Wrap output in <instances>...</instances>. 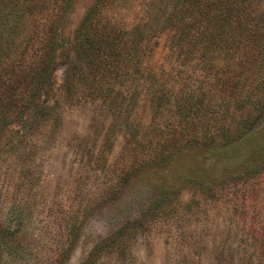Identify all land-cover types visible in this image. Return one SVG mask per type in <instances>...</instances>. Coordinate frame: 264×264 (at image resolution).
Wrapping results in <instances>:
<instances>
[{
  "label": "rangeland",
  "instance_id": "374dc122",
  "mask_svg": "<svg viewBox=\"0 0 264 264\" xmlns=\"http://www.w3.org/2000/svg\"><path fill=\"white\" fill-rule=\"evenodd\" d=\"M98 247L264 264V0H0V264Z\"/></svg>",
  "mask_w": 264,
  "mask_h": 264
},
{
  "label": "trees",
  "instance_id": "16d2710c",
  "mask_svg": "<svg viewBox=\"0 0 264 264\" xmlns=\"http://www.w3.org/2000/svg\"><path fill=\"white\" fill-rule=\"evenodd\" d=\"M2 4L5 5L6 3H3L2 2ZM18 4H20V3H18V2H10L9 3V5L13 6V9H10L9 10V12L11 14V22H12V24H11V26L10 25L8 26L7 24L4 25V26H2L1 28H2V30L4 32L7 31V30H9L10 28H11V30L17 29L16 26L18 24V20H17V16H16L17 13L15 11L18 10V6H17ZM20 5L21 6L19 8H22V4H20ZM1 12H2V10H1ZM2 15L4 16V13H2ZM91 20H92V18L90 16L86 15L84 17V19H83V23H85V24L87 23L88 24V22H91ZM94 41L96 43L95 44V47L97 48L96 52L98 50L99 51H103V52H107V49L109 50V49L112 48V45L110 44L109 40L107 38L101 36V35H98L97 36V39L94 40ZM101 43H103V46H100ZM100 58L103 59L102 56H100ZM100 58L98 56V59L99 60H100ZM79 73H80V71H78V72L77 71H74L72 74H70V76L73 78V77H75L77 75H80ZM70 81H71V84H69V89H71L73 87V85H74V79H70ZM42 111H43V108H40V109H38L36 111V114L37 113L38 114L39 113H43ZM99 250H100L99 247L94 250V253L91 254V256L89 258L90 260L88 261L87 264H91V263L94 262V260L97 258V253L99 252Z\"/></svg>",
  "mask_w": 264,
  "mask_h": 264
}]
</instances>
